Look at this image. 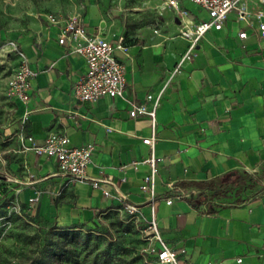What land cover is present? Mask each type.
Masks as SVG:
<instances>
[{
	"label": "crops",
	"instance_id": "crops-1",
	"mask_svg": "<svg viewBox=\"0 0 264 264\" xmlns=\"http://www.w3.org/2000/svg\"><path fill=\"white\" fill-rule=\"evenodd\" d=\"M192 11L205 16L198 7ZM83 20L87 31L123 41L121 28L107 33L99 8H90ZM241 26L232 14L183 61L189 42L177 36L176 22L135 36L126 51L115 49L126 66L123 94L95 101L75 98L86 65L58 42V27L48 23L16 37L35 72L31 98L16 99L15 113L27 172L19 197L31 214L71 228L130 204L146 220L154 211L168 244L185 249L181 264H264V38L241 40ZM180 63L181 73H173ZM157 98L155 127L148 116L130 115L135 105L151 108ZM53 131L66 134L73 146L94 144L86 174L107 181L98 188L88 180L70 182L53 159L27 149ZM153 134L151 148L143 139ZM153 155L151 192L142 186ZM232 172L248 186L222 196L207 190L206 182Z\"/></svg>",
	"mask_w": 264,
	"mask_h": 264
},
{
	"label": "rangeland",
	"instance_id": "rangeland-1",
	"mask_svg": "<svg viewBox=\"0 0 264 264\" xmlns=\"http://www.w3.org/2000/svg\"><path fill=\"white\" fill-rule=\"evenodd\" d=\"M161 2L0 0V264H159L149 252L150 240L142 232L144 222L124 207L103 215L96 226L69 229L31 214L19 197L27 182L19 151L24 134L16 121V99L8 83L19 65L12 42L48 24L49 15L83 19L90 8L97 7L105 16L107 33L121 28L126 45L166 21L175 23L173 14L158 13ZM115 55L122 57L118 51Z\"/></svg>",
	"mask_w": 264,
	"mask_h": 264
},
{
	"label": "built area",
	"instance_id": "built-area-1",
	"mask_svg": "<svg viewBox=\"0 0 264 264\" xmlns=\"http://www.w3.org/2000/svg\"><path fill=\"white\" fill-rule=\"evenodd\" d=\"M264 0H162L156 8L161 15L167 12L174 15L177 24V36L187 40L189 45L182 55L181 61L192 55L199 41L210 31H221L232 14H235V21L243 24L238 31V37L241 40L247 39L250 35L258 40L264 38ZM192 7H198L205 16H199L192 11ZM50 25L58 27V42L64 45L70 53L80 56L86 65L85 73L80 76L74 88V96L80 101H95L105 96L115 98L121 96L126 88V66L123 61L115 55V49L126 51L127 47L123 41L112 43L105 36L87 31L85 22L78 16H69L67 18L49 15L47 17ZM14 49L19 57V65L14 75L9 79V89L11 95L24 103L30 98L31 81L35 72L30 68L28 59L17 43L12 42ZM181 63L174 69L173 73H181ZM159 104L157 98L151 108L144 104L135 105L130 111L132 117L145 115L156 124V108ZM33 142V138L30 137ZM143 142L151 148L155 145L154 134L144 138ZM37 154L53 159L57 164L58 174L67 178L70 182L91 181L93 187L98 188L100 184L106 182V179L90 178L86 174L88 165L92 162L95 146L92 143L81 146L71 145L70 139L66 134L50 132L44 139L42 145H36L35 142L28 147ZM151 166V173L145 179L142 189L145 191L153 190L154 177L157 172V158L153 155L148 160ZM107 196L110 192L103 189ZM31 198L30 202H34ZM172 199L168 198L167 203ZM124 208L138 215V220L144 222L142 232L150 240V250L159 264H181L179 260L180 253L185 249H177L170 246L158 230L154 218L146 220L137 211L138 208L133 205H126ZM120 209V208H118ZM242 258H238L241 262Z\"/></svg>",
	"mask_w": 264,
	"mask_h": 264
},
{
	"label": "trees",
	"instance_id": "trees-1",
	"mask_svg": "<svg viewBox=\"0 0 264 264\" xmlns=\"http://www.w3.org/2000/svg\"><path fill=\"white\" fill-rule=\"evenodd\" d=\"M205 185L207 187V190L212 191V195L214 196H222L238 187L248 186L245 183V179L238 176L236 172L228 173L220 178L206 182ZM198 200L199 198L190 199V201H192L194 204H196ZM93 225L95 226L98 225V221L93 222ZM63 229H69V228H63ZM153 259H156L155 256H153Z\"/></svg>",
	"mask_w": 264,
	"mask_h": 264
}]
</instances>
